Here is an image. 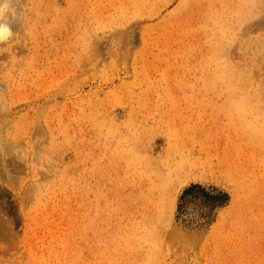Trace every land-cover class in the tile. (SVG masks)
<instances>
[{"label": "rangeland", "instance_id": "obj_1", "mask_svg": "<svg viewBox=\"0 0 264 264\" xmlns=\"http://www.w3.org/2000/svg\"><path fill=\"white\" fill-rule=\"evenodd\" d=\"M19 9L0 264H264V0Z\"/></svg>", "mask_w": 264, "mask_h": 264}, {"label": "clouds", "instance_id": "obj_2", "mask_svg": "<svg viewBox=\"0 0 264 264\" xmlns=\"http://www.w3.org/2000/svg\"><path fill=\"white\" fill-rule=\"evenodd\" d=\"M20 0H0V43L9 41L14 35L11 25L20 18Z\"/></svg>", "mask_w": 264, "mask_h": 264}, {"label": "bare ground", "instance_id": "obj_3", "mask_svg": "<svg viewBox=\"0 0 264 264\" xmlns=\"http://www.w3.org/2000/svg\"><path fill=\"white\" fill-rule=\"evenodd\" d=\"M125 1V0H124ZM123 2V1H122ZM162 6V5H161ZM113 7V6H112ZM151 15V14H150ZM137 24V23H136ZM63 31V30H62ZM177 31V30H176ZM116 35V34H115ZM193 35V34H192ZM177 36V35H176ZM179 38V37H178ZM189 38V37H188ZM190 39V38H189ZM177 42V41H176ZM218 88V87H217ZM207 93V92H206ZM230 103V102H229ZM230 105V104H228ZM223 106V105H222ZM226 107H229V106H226ZM225 107V108H226ZM231 108V107H229ZM222 109V108H221ZM240 127V126H239ZM245 128V127H244ZM259 133V132H258ZM257 133V134H258ZM260 135V134H259ZM188 160V159H187ZM227 160V159H226ZM232 163V162H231ZM211 164V163H210ZM180 165V164H179ZM177 165L175 168L178 170L179 174H183L184 176H192L193 174H196L198 173L199 171V165L201 166H206L207 168H210V166L206 163V162H203L201 163V160H196L194 162H189L187 165Z\"/></svg>", "mask_w": 264, "mask_h": 264}]
</instances>
